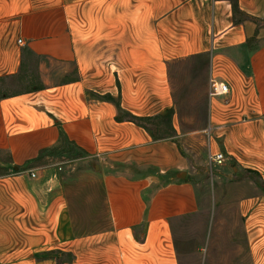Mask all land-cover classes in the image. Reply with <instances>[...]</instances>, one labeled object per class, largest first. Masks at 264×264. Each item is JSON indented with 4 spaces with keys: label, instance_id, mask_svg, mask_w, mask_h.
<instances>
[{
    "label": "crops",
    "instance_id": "0c3cea01",
    "mask_svg": "<svg viewBox=\"0 0 264 264\" xmlns=\"http://www.w3.org/2000/svg\"><path fill=\"white\" fill-rule=\"evenodd\" d=\"M237 3L238 14L230 0H0V84L38 61L37 83L0 92V154L13 163L0 177V256L73 242L61 165L32 163L64 132L93 159L109 221L78 241L72 264H182L174 224L203 216L192 258L264 264V0ZM198 57L230 89L209 100L210 150L238 163L217 175L210 214L175 138L155 141L125 118L175 110L170 68ZM173 125L180 136L177 115ZM251 174L259 182L241 180Z\"/></svg>",
    "mask_w": 264,
    "mask_h": 264
},
{
    "label": "rangeland",
    "instance_id": "374dc122",
    "mask_svg": "<svg viewBox=\"0 0 264 264\" xmlns=\"http://www.w3.org/2000/svg\"><path fill=\"white\" fill-rule=\"evenodd\" d=\"M75 47L78 52L83 51V55L93 52V46L76 45ZM37 64V59L32 60L24 79L0 84L1 94L15 90L26 91L33 82L37 83ZM209 64L207 57H198L176 62L171 66V88L176 106L174 116L177 115V127L181 134L178 136L177 132H173L167 127H164L165 129L160 134L162 137L175 138L184 156L189 160L191 167L188 179L197 186L201 200L207 203L205 205L207 214L213 212L214 198L217 196L215 181L223 168H211L209 164V137L211 136L208 134L210 128ZM75 77L74 75L72 78ZM6 158L3 156V160ZM226 159V167L228 165L238 166L237 161L232 160L229 156H226ZM43 163L58 164L62 167L61 173L64 176L63 184L68 200L67 213L72 218L74 228L71 238L73 242L61 245L55 238L54 252L40 253L39 255L29 250L17 252L18 248L13 246L0 256V264H37L33 261L34 259L42 261L49 257L56 260L57 264L63 262L72 264L74 258L76 259L78 256L76 252L79 246L78 241L85 235H94L109 227L101 175L95 169L93 159L88 158L87 154L78 147L63 142L57 147L54 155L46 157ZM244 179H247L246 181L251 179L254 182L260 180L255 174L248 175L247 178L241 180ZM206 223H210V219L203 216L182 219L174 224V233L182 264H200L202 261L200 255L192 258L191 252L200 244ZM218 233L219 236L228 234L224 230ZM218 239L223 240V238ZM59 248L65 251H61Z\"/></svg>",
    "mask_w": 264,
    "mask_h": 264
},
{
    "label": "trees",
    "instance_id": "16d2710c",
    "mask_svg": "<svg viewBox=\"0 0 264 264\" xmlns=\"http://www.w3.org/2000/svg\"><path fill=\"white\" fill-rule=\"evenodd\" d=\"M233 4V8H234V13L238 14L239 13V7H238V3L237 0H230ZM100 100L103 101H109V102H114L119 108H120V103L118 101H116L115 99H112L110 96H105V97H97ZM174 114L175 111L169 110L165 115L162 116H157V117H150V118H139L136 116H133L131 114H126L125 118L128 119V121L135 123L136 125L144 128L146 131H148V133L153 137V139L155 141H159L162 139H166L169 137H162L160 134L161 132H163V130L165 129L164 127H167L168 129H170L173 132L175 131V128L173 126V118H174ZM62 141L61 143H69L71 145L76 146V144H74L73 142H71L65 135L64 132H62ZM77 147V146H76ZM57 147L54 149H49V150H45L42 152V154H40V156L34 160V164H38V165H47V163H43L46 159V157L48 156H52L54 155L55 151H56ZM0 177L6 176L9 174L8 168L7 167H12L13 163H12V159L10 157H7L6 160H3V157L0 154ZM16 173L20 172L21 169H17L15 168L14 170Z\"/></svg>",
    "mask_w": 264,
    "mask_h": 264
},
{
    "label": "built area",
    "instance_id": "2783aa9c",
    "mask_svg": "<svg viewBox=\"0 0 264 264\" xmlns=\"http://www.w3.org/2000/svg\"><path fill=\"white\" fill-rule=\"evenodd\" d=\"M22 40L19 41V44H22ZM230 93V89L227 84L221 83L218 80L211 78L210 79V90H209V99L210 101L217 99V98H223L228 96ZM213 129L210 127L208 129V134H211ZM226 156L221 153H214L210 150L209 153V164L211 168L214 167H222L226 163ZM32 178H36V174L32 173L31 174Z\"/></svg>",
    "mask_w": 264,
    "mask_h": 264
}]
</instances>
